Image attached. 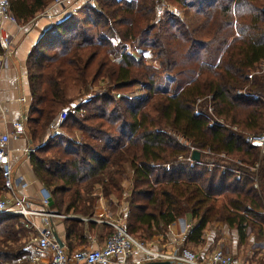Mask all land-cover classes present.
<instances>
[{
    "label": "trees",
    "instance_id": "16d2710c",
    "mask_svg": "<svg viewBox=\"0 0 264 264\" xmlns=\"http://www.w3.org/2000/svg\"><path fill=\"white\" fill-rule=\"evenodd\" d=\"M8 1L19 24L53 2ZM95 1L86 17L55 23L27 58L30 161L53 207L92 216L97 190L106 198L121 193L132 171L125 220L143 242L165 240L170 225L186 216L196 222L184 244L200 245L215 222L237 230L244 243L252 234L264 242V154L247 141L264 132V71L251 76L264 63V0H200L202 21L195 27L170 12L154 21V0ZM147 49L159 67L145 63ZM164 75L173 79L170 91L158 85ZM103 77L111 81L106 90L88 91ZM134 86L140 90L129 92ZM78 100L60 124L73 136L68 145L47 136L60 112ZM209 103L227 124L210 126ZM173 134L202 151L199 162L192 165L191 148ZM208 148L241 159L244 165L232 161V168L259 161V188L249 176L208 169ZM66 223L71 237H82L78 220ZM29 231L21 216L0 213V264H25Z\"/></svg>",
    "mask_w": 264,
    "mask_h": 264
},
{
    "label": "crops",
    "instance_id": "0c3cea01",
    "mask_svg": "<svg viewBox=\"0 0 264 264\" xmlns=\"http://www.w3.org/2000/svg\"><path fill=\"white\" fill-rule=\"evenodd\" d=\"M64 1L63 9L65 12L54 20L38 17L26 24H15L5 18L0 21L4 33L8 35L10 40L8 53L5 54L3 48V52L0 53V135L11 132L13 129L12 122L19 119L25 111H29L31 95L27 58L32 48L55 23L68 17H86V15L84 16L85 10H88L89 5H95L96 2L95 0ZM84 2L90 3L85 4ZM61 10V7L54 8V11ZM28 146H32L29 135L11 138L8 143L9 158L13 175L17 183L20 184V192L38 201L47 194L48 189L45 188L35 174L30 157H26L23 153V150ZM123 188L126 189L125 182ZM97 194H99V198L95 203L92 216H82L73 212H58L51 204L52 210L66 216L53 218L51 224H53L56 237L70 250L103 246L113 230L107 220L122 217L126 223L125 219L128 211L126 199L115 202L114 197H104L100 189L97 190ZM124 197H126L125 194ZM71 219L80 222V227L83 230L81 238H73L68 234L66 220ZM195 222L189 216L179 218L170 225L166 234V242H163V240L153 241L150 242L151 246L156 250L166 252L187 249L202 259H206L217 246H223L228 253L238 258L239 264H264V246H258L263 242L259 237L252 234L248 241L244 243L241 241L237 230L230 232L228 228L219 222L209 224L206 227L203 233V242L200 245H194L196 246L194 250L189 249L186 245L184 247L182 241L185 240L186 234ZM35 223L39 228L44 226L40 218H36ZM31 230L28 233L29 236L26 242L28 255L35 248L37 238L36 230L33 228ZM28 255L24 257V260L28 259Z\"/></svg>",
    "mask_w": 264,
    "mask_h": 264
},
{
    "label": "built area",
    "instance_id": "2783aa9c",
    "mask_svg": "<svg viewBox=\"0 0 264 264\" xmlns=\"http://www.w3.org/2000/svg\"><path fill=\"white\" fill-rule=\"evenodd\" d=\"M64 0H55L44 11H41L34 19L45 17L49 20H54L65 12L63 9ZM61 7V11H54V8ZM179 14V12H174ZM8 19L15 24H19L17 19L9 11V1L0 0V21ZM33 19V20H34ZM32 20V21H33ZM0 45L5 54L10 48V40L8 35L4 33L3 25L0 23ZM103 91V89L96 92ZM91 92H93L91 90ZM241 93V91H240ZM245 94V93H243ZM117 97L121 94L117 93ZM212 96H208L210 99ZM258 98V95H254ZM202 99L198 100V103ZM77 104H73L67 109H64L52 125L62 123L70 113L76 112ZM209 110L213 111L212 105H209ZM198 113V109L196 110ZM212 118V117H211ZM29 120V113L25 111L22 116L12 122V131L0 135V168L5 184V192L0 197V213H11L19 215L28 229H35L37 238L36 245L32 252L28 255L27 264H130L144 263L152 261H173L181 264H239L238 258L228 253L223 246H217L206 259L200 258L187 249H176L171 252L156 250L151 245L140 241L135 235L131 234L124 218L118 217L113 220H107V223L112 227V233L107 237L105 243L97 248H79L70 250L67 246L61 245L54 233L51 220L58 217H66L60 215L51 209L52 194L47 190L41 199H34L22 194L19 190V185L13 175L12 165L9 158L8 143L11 138L19 136H27L26 124ZM216 122L222 123V118L210 119V126ZM233 129H237L233 126ZM176 138L183 145L191 148V155L187 159L192 162V165L199 162L193 159V152L198 150L185 140L182 136ZM247 141L252 145L260 148L261 155L264 154V132L259 135L249 134ZM34 147L28 146L23 150L26 157H30ZM200 151V150H199ZM208 155H216L219 160H212L206 163L208 169L219 168L222 172L233 171L237 179L249 176L254 181L255 188H259L258 171L260 162H256L253 166H248L249 169L232 168L231 158L225 152L217 154L210 148L204 151ZM202 153V151H200ZM201 158V157H200ZM227 158V159H226ZM200 160V159H199ZM239 165H244L241 160H235ZM22 184V183H21ZM40 218L44 224L39 228L35 223V219ZM191 226V224H190ZM264 243V242H262Z\"/></svg>",
    "mask_w": 264,
    "mask_h": 264
},
{
    "label": "rangeland",
    "instance_id": "374dc122",
    "mask_svg": "<svg viewBox=\"0 0 264 264\" xmlns=\"http://www.w3.org/2000/svg\"><path fill=\"white\" fill-rule=\"evenodd\" d=\"M55 1V0H53ZM156 3V12H155V20L154 21H158V20H161V18H163L162 16L163 13L165 12H170V13H174V12H179V14L175 13L176 15L180 16V21L181 22H185V24H189L191 26H197L201 21H202V15L200 13V10H199V4H200V0H188V7L187 8H183L177 4H174L172 2H170L169 0H154ZM65 2V1H64ZM63 2V3H64ZM85 3V2H84ZM90 2H87L85 4H89ZM51 3L48 5L50 6ZM47 6V7H48ZM46 7V8H47ZM45 8V9H46ZM44 9V10H45ZM88 9V8H87ZM43 10V11H44ZM86 13V14H85ZM85 13H84V16L88 15V10H85ZM39 14V13H38ZM32 21V20H31ZM96 27H93L92 29L90 30H95ZM116 44H117V40L115 41ZM136 54L139 55V53L136 52ZM142 57L144 58V61L146 64L148 65H152V66H156V67H159V62L158 60L154 57L152 51L150 49H147L144 53H142ZM262 71H264V63H262L258 68H257V71H254L252 72L251 76L255 73H262ZM111 84V81L108 77H103L100 79L99 83L95 84H92V83H89L88 85V91H98V90H106V88H108V86H110ZM158 85L160 87H163V88H167L169 91L171 90V88L173 87V79L171 76H167V75H164L162 77L161 80L158 81ZM94 87V89H93ZM243 89H247V87L243 88ZM140 90V87L139 86H134L130 89L129 92H137ZM87 91V90H86ZM240 91H244V90H240L239 89V93ZM118 93V92H117ZM122 93V92H120ZM85 98V97H84ZM86 99V98H85ZM81 100H78V101H75L73 102L72 104H70V106H72L73 104H77L79 103ZM210 104V103H209ZM212 105V103L210 104ZM69 106V107H70ZM68 107V108H69ZM213 107V111H210L209 110V114L210 116L212 117L211 119H215V117L217 118V116L215 115V110H214V105H212ZM67 109V108H66ZM63 111V110H62ZM61 111V112H62ZM60 112V113H61ZM223 120V124H227L224 120V118H222ZM61 124V123H60ZM59 125H55L53 128H51L49 131H48V135L47 136H50V135H58L60 138L59 140L62 142V143H65L66 145H68L69 141L68 139H72L73 136H71L70 134H68V132H66V130L64 128H62L61 126ZM52 127V126H51ZM237 129H238V126H236ZM77 137L76 139H79V135H80V132L77 131L76 134H75ZM176 136H179L181 137L180 135L178 134H173ZM187 146V145H186ZM201 151V150H200ZM215 157H218L216 155H209V157H207L209 159V161H212ZM181 159V158H180ZM227 159V158H226ZM231 160L235 163V160H241V159H233L231 158ZM230 161V162H232ZM232 162V164H233ZM258 162V161H257ZM259 172V171H258ZM257 172V173H258ZM126 183V189H122V192L121 193H114L112 194L110 197H107V198H111V197H114L115 199V202H120L122 199H126L127 201V198L130 196L131 194V185H132V171H128L127 174L125 175L124 179L122 180V186H123V183ZM101 190V189H100ZM124 194L126 197H124ZM103 195V194H102ZM1 197V196H0ZM193 220V219H192ZM195 221V220H194ZM223 224V223H222ZM211 225V224H210ZM225 227H226V224H223ZM25 226V225H24ZM27 228V227H26ZM31 230V229H30ZM32 231V230H31ZM136 236V235H135ZM136 238H138L136 236ZM140 240V239H139ZM142 241V240H140ZM143 242V241H142ZM163 242H166V240H163ZM184 243V241H182ZM146 244L148 245H152L150 242H145ZM186 245L189 249L191 250H194V246L193 244L189 245V244H184ZM185 247V246H184ZM28 262V259L26 260L25 264H27Z\"/></svg>",
    "mask_w": 264,
    "mask_h": 264
},
{
    "label": "water",
    "instance_id": "95a60500",
    "mask_svg": "<svg viewBox=\"0 0 264 264\" xmlns=\"http://www.w3.org/2000/svg\"><path fill=\"white\" fill-rule=\"evenodd\" d=\"M200 157H201V153L199 150H196L193 152V159L194 160L199 161ZM226 228H228L227 225H226ZM57 240L60 242L61 245H63L58 238H57ZM258 246H264V243L258 244ZM130 264H181V263H175L173 261H152V262L130 263Z\"/></svg>",
    "mask_w": 264,
    "mask_h": 264
}]
</instances>
